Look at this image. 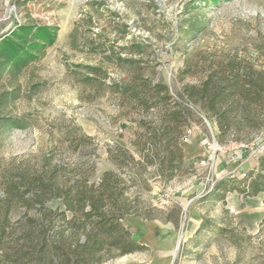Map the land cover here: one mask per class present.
<instances>
[{
	"label": "rangeland",
	"instance_id": "1",
	"mask_svg": "<svg viewBox=\"0 0 264 264\" xmlns=\"http://www.w3.org/2000/svg\"><path fill=\"white\" fill-rule=\"evenodd\" d=\"M34 27L48 28L50 42L35 36ZM23 52L26 62L16 65ZM237 75L260 83L263 99L231 96L223 111L236 129L221 134L200 92L209 80L215 85ZM141 84L166 85L171 99L146 112L138 99L165 94H147ZM168 112L179 117L170 128L197 132L189 143L179 140L184 163L167 183L137 162L143 161L138 144L164 125ZM233 143L241 146L231 150ZM118 148L135 161L120 169ZM262 157L264 0H0L1 200L6 178L49 172L55 164V177L68 187L85 177L95 185L114 171L127 181L130 216L122 224L146 249L122 257L111 250L100 264H264L260 198L229 192L225 204L204 197L218 183L256 169ZM11 205L14 233L1 241L0 264H75L85 237L73 235L70 214L38 221L25 237L22 227L37 219L39 208L27 209L18 197ZM2 207L0 201V225ZM201 219L204 228L191 235L189 226Z\"/></svg>",
	"mask_w": 264,
	"mask_h": 264
},
{
	"label": "trees",
	"instance_id": "2",
	"mask_svg": "<svg viewBox=\"0 0 264 264\" xmlns=\"http://www.w3.org/2000/svg\"><path fill=\"white\" fill-rule=\"evenodd\" d=\"M33 29L36 30L35 36L37 35L38 38L44 40L43 42H50L48 40L50 38L48 28L37 29L34 27ZM33 29L26 30V28H21L23 32L28 34ZM28 55V53L23 52L17 59L16 65H24ZM203 85L204 89L200 92L202 93L200 99L201 101L209 100L204 108L208 113L211 112L218 118V128L221 134L236 129L229 122L228 113L225 110L223 111L224 103L232 100V97L233 99L235 97L237 100L242 99L246 102L263 99L260 91L256 90V87H261L262 85L254 81H241L239 75L233 76V78H220V82L215 85L211 84V80ZM142 87L145 88L147 94L152 89H155L157 94H165L163 97H157L156 100H153V95L149 98L138 99L141 107L146 112L167 103L171 99L169 87L166 85L156 84L153 87L143 84ZM122 88L126 93L132 92V98L133 96L139 97L136 89ZM235 93L236 95L239 94V97L235 96ZM166 115L164 125L153 129L152 133L148 134V137L145 135L146 139L144 138L143 143L141 145L138 144L141 146L140 152L144 162L138 161L137 165L142 166L144 171L148 167L155 168L160 177H165V181L168 183L177 177L178 174L176 173L182 169L184 163V149L181 142H179V140L182 141L184 134L181 135L182 131L178 132V126L170 128L172 124L178 122L179 117L173 112H168ZM115 161L121 169L120 165L129 166L135 160L124 149L118 148ZM57 172L58 166L55 164L49 172L36 171L31 174H23L18 180L6 178L4 188L6 199L1 200L0 194L2 208L5 211L3 214L5 220L0 225V249L3 238L8 234L14 233V229L7 219L12 211L11 200L13 197H18V200L23 202L27 209H33L36 206L39 208L37 219L28 218L25 222L26 224L22 227L21 231L25 237L33 236L38 221L50 220L51 215L58 213L64 220H66L68 214L71 215L72 219L67 222L71 230H73V235L85 237L82 243H77L78 251L74 254L75 264H100L102 256L107 252H111V250H116L118 256L122 257L126 256V254L146 249V246L139 245L133 239L129 228L122 224V219L130 216V210L128 208L125 209L126 190L124 188H126L127 181L123 182L120 176L109 170L102 174V178L95 185L89 186L86 182L87 177L83 176L85 181L68 187L66 184H61L55 177ZM135 176L136 180H138L139 175ZM229 192H238L243 198L257 197L260 193L264 194V157L260 158L256 169L246 172L239 180L233 179L218 183L212 192L204 197L213 198L214 196L217 200L226 204L225 197ZM56 200L60 202L61 207L56 210L50 209L47 205L51 201ZM122 203L124 205L120 206ZM117 212H119V215H117ZM204 226L205 224L202 223L199 230L204 228ZM43 244L47 247L46 241ZM39 258L40 260L44 258L43 250H41Z\"/></svg>",
	"mask_w": 264,
	"mask_h": 264
},
{
	"label": "crops",
	"instance_id": "3",
	"mask_svg": "<svg viewBox=\"0 0 264 264\" xmlns=\"http://www.w3.org/2000/svg\"><path fill=\"white\" fill-rule=\"evenodd\" d=\"M254 169V168H253ZM253 169H250V170H253ZM237 194V193H236ZM257 197L258 198H260V207H264V194L263 193H260V194H258L257 195ZM257 197H251V198H247V199H256ZM239 195L237 194V196L235 197V196H233V200L237 203V202H240V201H238L239 200ZM243 199H246V198H243ZM239 206H240V204H238ZM231 207V206H230ZM253 219H255L254 218V216L252 215V214H249ZM259 219V218H258ZM257 221V220H256ZM201 222H202V219L201 220H199V222H197L195 225H193V226H189V228H191L190 230L191 231H189L190 233H191V235H193V234H196L197 233V231L199 230V227H200V225H201ZM251 222H253V220H251ZM252 224V223H251Z\"/></svg>",
	"mask_w": 264,
	"mask_h": 264
},
{
	"label": "built area",
	"instance_id": "4",
	"mask_svg": "<svg viewBox=\"0 0 264 264\" xmlns=\"http://www.w3.org/2000/svg\"><path fill=\"white\" fill-rule=\"evenodd\" d=\"M196 132L197 131L195 128H193V127L188 128V130L185 132V134L182 137V142L183 143H189L191 141V137L196 135ZM240 146L237 143H233L229 146V149H231V150H233L234 148L239 149Z\"/></svg>",
	"mask_w": 264,
	"mask_h": 264
}]
</instances>
